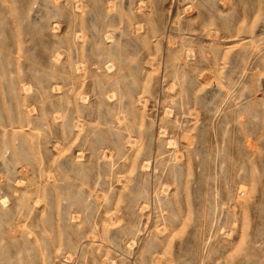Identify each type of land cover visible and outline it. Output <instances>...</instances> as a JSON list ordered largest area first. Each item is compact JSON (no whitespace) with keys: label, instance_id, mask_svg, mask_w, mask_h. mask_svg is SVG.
<instances>
[{"label":"rangeland","instance_id":"obj_1","mask_svg":"<svg viewBox=\"0 0 264 264\" xmlns=\"http://www.w3.org/2000/svg\"><path fill=\"white\" fill-rule=\"evenodd\" d=\"M0 264H264V0H0Z\"/></svg>","mask_w":264,"mask_h":264}]
</instances>
